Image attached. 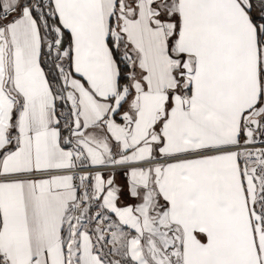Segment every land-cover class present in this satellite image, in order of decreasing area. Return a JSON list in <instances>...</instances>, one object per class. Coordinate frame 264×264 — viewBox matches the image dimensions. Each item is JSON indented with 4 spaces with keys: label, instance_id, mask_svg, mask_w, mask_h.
I'll return each mask as SVG.
<instances>
[{
    "label": "snow or ice",
    "instance_id": "snow-or-ice-1",
    "mask_svg": "<svg viewBox=\"0 0 264 264\" xmlns=\"http://www.w3.org/2000/svg\"><path fill=\"white\" fill-rule=\"evenodd\" d=\"M0 264H264V0H0Z\"/></svg>",
    "mask_w": 264,
    "mask_h": 264
}]
</instances>
